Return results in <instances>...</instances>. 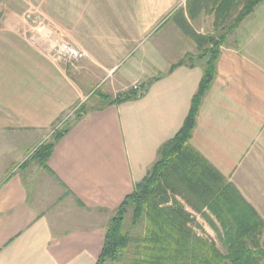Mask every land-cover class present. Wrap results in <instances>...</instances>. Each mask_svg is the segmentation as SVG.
I'll return each instance as SVG.
<instances>
[{
    "label": "crops",
    "instance_id": "obj_1",
    "mask_svg": "<svg viewBox=\"0 0 264 264\" xmlns=\"http://www.w3.org/2000/svg\"><path fill=\"white\" fill-rule=\"evenodd\" d=\"M23 1L0 10L11 17L0 22V264L97 263L114 210L198 89L199 63L171 70L197 54L183 23L224 41L191 146L264 221L247 193H264V1L228 35L246 0ZM28 11L52 28L19 17ZM53 31L85 57L53 61ZM137 81L142 95L115 104ZM65 125L45 167L31 159Z\"/></svg>",
    "mask_w": 264,
    "mask_h": 264
},
{
    "label": "trees",
    "instance_id": "obj_2",
    "mask_svg": "<svg viewBox=\"0 0 264 264\" xmlns=\"http://www.w3.org/2000/svg\"><path fill=\"white\" fill-rule=\"evenodd\" d=\"M263 1H244L226 35ZM182 29L195 43L197 54L185 57L171 70L182 65L192 68L199 63L202 77L198 89L180 130L160 148L157 161L145 178L114 210L96 264H264V221L190 143L199 108L216 77L223 37L197 35L187 23ZM141 95L129 91L114 103ZM85 114L80 108L76 118ZM67 131L65 125L50 142L41 144L31 159L45 167L55 142ZM129 211L131 223L127 232L123 224ZM193 213L215 231L212 218L216 220L221 229L216 236L222 249L202 232ZM132 230L137 233L132 234Z\"/></svg>",
    "mask_w": 264,
    "mask_h": 264
},
{
    "label": "rangeland",
    "instance_id": "obj_3",
    "mask_svg": "<svg viewBox=\"0 0 264 264\" xmlns=\"http://www.w3.org/2000/svg\"><path fill=\"white\" fill-rule=\"evenodd\" d=\"M16 2V9L17 10H23L24 9V7L26 6L25 5V3H24V1L23 0H0V10L2 9V8H4V7H7L8 5L9 6H11V4L12 3H15ZM19 17H21L24 21H26V22H29V23H35L36 25H37V27H42V29L43 28H45L47 31L49 30V29H51L52 27L51 26H49L50 25V22H45V21H43V19H42V17L41 16H39V15H36V14H33L31 11H28L27 13H21V15H19ZM40 18V19H39ZM10 19H11V17L9 16V15H6V14H3L2 12H0V22L1 23H3V22H8V21H10ZM42 19V20H41ZM41 25V26H40ZM52 35V49L50 50V52H49V56H50V58L53 60V61H55V62H57V63H60V64H62V65H64V66H66V65H69V64H74V63H72V62H69V61H65V60H63V59H58L55 55H54V48H56L57 47V45H58V43H60V42H64V43H68V44H70L68 41H66L64 38H63V36L61 35V34H59L58 33V35H56L55 34V32L53 31V33L51 34ZM57 36L55 39H54V36ZM71 45V44H70ZM73 46V45H72ZM73 47H75V46H73ZM75 48H77V47H75ZM78 49V48H77ZM78 50H80V49H78ZM81 51V50H80ZM83 52V51H82ZM84 53V52H83ZM85 54V53H84ZM79 62V61H78ZM77 63V62H76ZM129 65V63H127V65H125V67L126 66H128ZM124 67V68H125ZM140 82V81H139ZM135 82H133L132 84H134ZM132 84H130L129 85V87L127 88V90L131 87V85ZM126 90V91H127ZM82 108H83V106H82ZM54 134H50L49 136H48V138H47V141H46V143H48V142H50L51 141V139H52V136H53ZM0 154H1V151H0ZM251 186V185H250ZM247 193H248V195H252V194H254V196H257V198H258V200H260L261 202L260 203H262V204H264V193L263 192H261L260 190H254V191H252V190H248L247 191ZM251 206V205H250ZM264 206V205H263ZM253 208V207H252ZM263 210H264V207H263ZM130 215H131V212L129 211V213H128V215H126L125 216V222H124V227H123V229L125 230V231H129V229H130V223H131V219H130ZM193 216L196 218V220H197V222L199 223V225L201 226V228H202V232L206 235V236H208L209 238H211V239H213L215 242H216V245H217V247L219 248V249H222L221 248V244H220V242L217 240V234L216 233H218L219 234V232L221 233V229H219V225H218V223L216 222V220L214 219V218H212V221L214 222V224H215V228H216V231L213 229V228H211L210 226H208L207 225V223H205L204 221H203V219H201L198 215H196V214H194L193 213ZM259 216V215H258ZM260 217V216H259ZM261 218V217H260ZM132 234H135V233H137L135 230H132V232H131ZM262 240L264 241V235H263V237H262ZM107 264H110V263H107Z\"/></svg>",
    "mask_w": 264,
    "mask_h": 264
},
{
    "label": "built area",
    "instance_id": "obj_4",
    "mask_svg": "<svg viewBox=\"0 0 264 264\" xmlns=\"http://www.w3.org/2000/svg\"><path fill=\"white\" fill-rule=\"evenodd\" d=\"M54 55L58 59H63L72 63H76L85 57V54L73 47L72 45L64 42L58 43L57 47L54 48ZM130 90L135 93L141 92V82L137 81L131 85Z\"/></svg>",
    "mask_w": 264,
    "mask_h": 264
}]
</instances>
